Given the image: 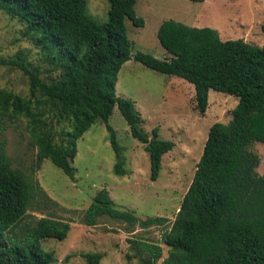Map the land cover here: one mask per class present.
<instances>
[{
  "label": "trees",
  "instance_id": "1",
  "mask_svg": "<svg viewBox=\"0 0 264 264\" xmlns=\"http://www.w3.org/2000/svg\"><path fill=\"white\" fill-rule=\"evenodd\" d=\"M108 1L109 18L101 23L87 13L88 0H0V9L24 25L23 34L56 72L45 80L26 55H0V65L23 70L31 84L29 97L0 87V264H53L58 258L42 242L63 240L71 229L68 221L29 213L39 195L51 199L37 179L13 166L7 152L4 133L21 118L28 121L38 148V166L50 158L71 178L77 141L101 119L111 133L116 173L125 175L122 148L109 124L118 106L132 135L150 155L151 178L159 176L163 156L175 142L161 139L158 127L152 135L145 131L135 103L117 95L119 73L133 57L194 84L201 113L209 107L211 89L239 99L232 119L210 128L192 183L164 234L170 252L161 264H264V175L258 172L260 155L250 148L255 141L264 143V45L223 40L214 28L168 19L161 23L158 37L169 55L134 54L126 19L145 25L135 9L137 0ZM62 122L70 129L59 140L57 126ZM104 216L145 228L165 222L163 217L142 219L135 211L116 208L106 188L96 194L82 222L95 226ZM132 242L143 264L163 257L159 244ZM103 256L84 254L88 264H101Z\"/></svg>",
  "mask_w": 264,
  "mask_h": 264
},
{
  "label": "rangeland",
  "instance_id": "2",
  "mask_svg": "<svg viewBox=\"0 0 264 264\" xmlns=\"http://www.w3.org/2000/svg\"><path fill=\"white\" fill-rule=\"evenodd\" d=\"M110 2L88 0L87 13L98 22H107ZM137 15L145 20L136 26L127 18L126 25L133 42V53L143 51L158 58L169 54L161 44L158 30L164 20L174 19L195 27L216 29L223 40L245 39L264 45V0H137ZM24 25L0 9V55L15 58L26 55L50 80L56 72L43 51L23 34ZM0 87L29 97V76L16 67L0 65ZM117 95L135 103L143 118L142 127L150 135L155 127L159 137L175 142L164 154L157 179L151 178V159L145 146L132 135L130 126L118 106L110 117L124 158L125 175L116 173V152L105 122L98 119L77 141V154L72 161L75 178L69 177L50 158L38 166V148L25 118L12 123L4 133L7 152L13 166L37 179L49 195H39L29 213L36 217L51 216L70 222L71 229L63 239L47 238L46 251L54 252L53 264H88L84 254L102 253L101 264H143L131 249L132 241H148L163 248L161 264L170 247L164 234L171 228L181 202L192 183L203 154L211 126L229 122L239 103L235 95L215 89L209 92L206 113L196 108L194 84L186 79L153 70L134 57L122 67L117 82ZM51 111V109H50ZM56 118V111H51ZM59 140L70 129L67 122L58 126ZM250 148L261 157L258 172L264 175V143L255 141ZM108 189L121 210H132L142 219L163 217V224L142 227L108 216L95 226L83 224L82 218L96 194Z\"/></svg>",
  "mask_w": 264,
  "mask_h": 264
}]
</instances>
